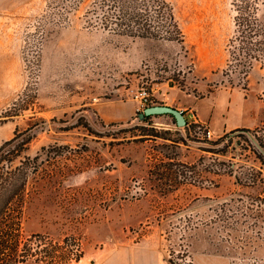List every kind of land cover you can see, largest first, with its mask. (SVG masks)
I'll return each instance as SVG.
<instances>
[{
	"label": "rangeland",
	"instance_id": "1",
	"mask_svg": "<svg viewBox=\"0 0 264 264\" xmlns=\"http://www.w3.org/2000/svg\"><path fill=\"white\" fill-rule=\"evenodd\" d=\"M51 1L0 0V146L30 136L24 155L39 162L20 249L32 248L44 264L45 251L81 254L68 264H107L109 250L120 249L108 258L118 263L151 239L168 264H264V165L256 158L264 149V63L246 77L232 62L237 0H165L180 43L88 29L87 2L58 21ZM262 1L251 0L256 15ZM142 90L148 107L195 115V104L204 114L213 107L215 131L252 125L225 158L201 151L219 149L204 142L219 138L206 124L210 139L186 136L165 114L145 127L169 140H141ZM217 162L225 165L218 176ZM222 207L230 228L215 219Z\"/></svg>",
	"mask_w": 264,
	"mask_h": 264
},
{
	"label": "trees",
	"instance_id": "2",
	"mask_svg": "<svg viewBox=\"0 0 264 264\" xmlns=\"http://www.w3.org/2000/svg\"><path fill=\"white\" fill-rule=\"evenodd\" d=\"M85 2L87 3L85 4ZM51 4L57 11L58 21L65 22L70 14L77 13L85 4L82 20L88 29H100L132 39L181 42V30L172 7L165 0H53ZM252 4L251 0L236 1L237 16L235 22L239 28L237 31L239 44L238 47H232L230 53L238 73L246 77L249 75L253 63H264V1H262L263 8L259 15H256L257 12L254 11V8L251 9ZM165 115L169 116L175 127L182 129L186 136H188V132L193 130L194 132L197 131L196 133L200 132L204 138V126L185 123L183 127H178L172 115ZM150 117L154 116L146 117L141 121L145 125L138 127L140 128L141 140L149 138L169 140L154 133L153 127H145L151 126L148 123ZM241 132H246V130H233L224 133L215 141L206 140L204 142L209 146H219V149L202 148L201 151L206 153L211 152L209 150H214L211 153L225 158L228 155V144L236 134ZM20 137V134H15L12 139L0 146V264H23L29 260L35 264H44L37 257V253L28 247L29 242L33 243L32 239H27L28 241L24 243V247H28L27 249L23 251L20 249L23 239L21 225L25 217L28 198L27 186L39 168L38 156L31 158L24 155L31 137L22 139ZM256 158L264 165V149L258 153ZM224 170V164L218 162L214 164L213 172L215 175L218 176ZM234 179L236 186H245L241 178L235 177ZM251 184L256 187L259 186L257 181H252ZM215 219L225 228H230L228 213L224 207L217 210ZM46 240L48 241V239ZM62 243L71 248L76 247L77 242L72 237H66ZM44 253L50 259L51 264H68L70 260L78 262L81 258V254L55 255L46 251ZM46 264L50 263L47 262Z\"/></svg>",
	"mask_w": 264,
	"mask_h": 264
},
{
	"label": "crops",
	"instance_id": "3",
	"mask_svg": "<svg viewBox=\"0 0 264 264\" xmlns=\"http://www.w3.org/2000/svg\"><path fill=\"white\" fill-rule=\"evenodd\" d=\"M264 77V74L260 75V77ZM202 106H205L202 104ZM195 108L196 111V116H197V120L198 122H200L201 124H206L211 130V133L216 136V137H220L222 136L224 133L233 131V130H238V129H249L252 125H244V126H235V127H231V128H221L219 130H213V120H212V115H210L213 111V107L208 106L207 108V112H205L206 114L208 113V115L204 114L202 112V110L200 109V112L198 110V108L201 107V105L195 104L193 106ZM212 110H211V109ZM206 115V116H205ZM154 242L153 240L151 241V239H146L143 240L141 243L134 245L132 248H128L127 253H126V259L124 260L123 258H121L120 261H118V263H114V262H109L108 258L111 257L112 255L115 256L116 253H118L120 255V253L118 251H120V249H113L112 251L109 250L104 258L103 261L106 262L107 260V264H168L164 259L163 256L159 250V248L157 247H153L151 246L149 243ZM128 260V263H127Z\"/></svg>",
	"mask_w": 264,
	"mask_h": 264
},
{
	"label": "water",
	"instance_id": "4",
	"mask_svg": "<svg viewBox=\"0 0 264 264\" xmlns=\"http://www.w3.org/2000/svg\"><path fill=\"white\" fill-rule=\"evenodd\" d=\"M162 114L172 115L178 127H183L185 125V120L183 118V115L174 108L166 107V106L146 107L141 113L138 114V119L140 121H143L146 117L153 115H162Z\"/></svg>",
	"mask_w": 264,
	"mask_h": 264
},
{
	"label": "built area",
	"instance_id": "5",
	"mask_svg": "<svg viewBox=\"0 0 264 264\" xmlns=\"http://www.w3.org/2000/svg\"><path fill=\"white\" fill-rule=\"evenodd\" d=\"M137 101H138V107H137V111H143L147 105L149 104V94L146 90H142L140 91V93L137 96ZM182 115L183 118L185 120V123H188L189 125H195V124H200V122H198L196 115L192 112V111H183L180 110L179 111ZM204 138L206 139H210L211 138V133L210 131L206 130L204 131Z\"/></svg>",
	"mask_w": 264,
	"mask_h": 264
}]
</instances>
